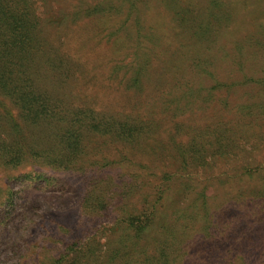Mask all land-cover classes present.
Here are the masks:
<instances>
[{
	"label": "rangeland",
	"instance_id": "obj_1",
	"mask_svg": "<svg viewBox=\"0 0 264 264\" xmlns=\"http://www.w3.org/2000/svg\"><path fill=\"white\" fill-rule=\"evenodd\" d=\"M28 2L41 31L23 80L81 115L31 120L0 87V142L23 140L15 166L0 159V264H123L158 245L173 264H264V0ZM20 65L0 61V79ZM69 122L66 146L52 136Z\"/></svg>",
	"mask_w": 264,
	"mask_h": 264
},
{
	"label": "trees",
	"instance_id": "obj_2",
	"mask_svg": "<svg viewBox=\"0 0 264 264\" xmlns=\"http://www.w3.org/2000/svg\"><path fill=\"white\" fill-rule=\"evenodd\" d=\"M20 5H12L11 7L5 8L2 4V1L0 0V43L1 39L4 38L0 45V61H3V67L6 66L7 61L12 60L14 58L15 62H21V68L15 69V72L19 75L15 77H8L5 76L6 79L3 77L0 79V87L4 85H14L11 87V90L13 91V94L15 96H18L19 99H24L25 104L23 105L22 114L25 115V117L31 119V120H44L46 118L51 117H67V118H73L76 116L81 115V111H75L72 113H68L66 109L59 107V104H57L55 100L47 91L46 92H40L37 93L28 90V88L31 86L30 84H27V79L23 78L25 77V73L30 76V72L32 67H27L24 63L26 61H30L33 59L35 52L38 49V34L41 31L40 30V22L39 20L32 21V17H35V9H31L32 4L28 2V0H19ZM2 32V33H1ZM37 40V41H36ZM142 63H139L138 65H132L131 68H133L134 73V79L137 81L140 76L142 75L143 68ZM9 71V70H8ZM7 71V72H8ZM135 74H140V76L136 77ZM214 77V75H213ZM219 83L216 82L215 85H218ZM32 88V87H31ZM33 89V88H32ZM35 90V89H34ZM37 91V90H36ZM35 100L37 102L35 103H29L30 100ZM72 122V121H71ZM65 124L64 126H59L56 131L53 133L52 138L55 140L63 143L64 145L68 144H76L77 137L70 140V137L72 136V132L75 131V126L73 123V127L70 126V123ZM18 125V123L16 122ZM19 126V125H18ZM20 127V126H19ZM142 133L137 134L136 136H132L131 140H128L126 137H121V135L116 132L112 133V136L119 138L120 140H123L127 144L134 145L138 144ZM20 136H13L11 138L12 141L10 143L7 142H0L1 147V154L0 159L3 160V163L6 165L12 164V157H10L11 154H14L19 149H21L20 143H23V140H18ZM34 140L39 144L40 141H38L37 138H34ZM42 140H48L45 137H42ZM28 140L25 139L24 144H26L28 148ZM69 142V143H68ZM37 144V146H38ZM30 150H33V147L30 148ZM42 151H37L36 154H41ZM42 156V155H38ZM180 166H182L183 169L188 168L186 162H184V156L180 157L178 159ZM196 161V159L193 157L192 164ZM18 162L14 163L13 166H15ZM11 166V167H13ZM161 198V196H160ZM160 198L156 197V200L152 203H147L146 206H144L145 219L141 218L140 216H133L129 223V227L132 229V231L135 233V238L141 237L143 232L148 231V229H151L153 224L157 221H154L156 219V214H158L160 211L159 209L156 211L158 200ZM161 206V205H160ZM163 218L162 217H159ZM160 220V221H161ZM164 234V230L162 231ZM138 240V239H137ZM134 244L136 245V240L134 241ZM133 246V245H132ZM159 252L156 254L153 250H141V254L139 257H137L134 261L132 259H128L127 257L131 254L130 250L128 253H124L121 257L122 260H124L123 264H173V260L169 258V253H166L165 250L162 249L160 245H158ZM120 253L118 256L120 257ZM46 259V258H45ZM49 261L48 264H62L63 258L59 256L58 258H47ZM120 259V262H121ZM41 261L38 260L37 264H40ZM119 262V263H120Z\"/></svg>",
	"mask_w": 264,
	"mask_h": 264
}]
</instances>
